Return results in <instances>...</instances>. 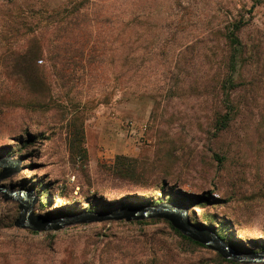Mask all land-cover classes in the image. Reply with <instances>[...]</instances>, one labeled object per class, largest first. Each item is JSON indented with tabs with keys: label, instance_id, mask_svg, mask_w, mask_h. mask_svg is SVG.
I'll return each mask as SVG.
<instances>
[{
	"label": "rangeland",
	"instance_id": "374dc122",
	"mask_svg": "<svg viewBox=\"0 0 264 264\" xmlns=\"http://www.w3.org/2000/svg\"><path fill=\"white\" fill-rule=\"evenodd\" d=\"M0 160L36 221L177 201L264 251V0H0ZM20 217L1 194L0 264H240L166 219Z\"/></svg>",
	"mask_w": 264,
	"mask_h": 264
},
{
	"label": "water",
	"instance_id": "95a60500",
	"mask_svg": "<svg viewBox=\"0 0 264 264\" xmlns=\"http://www.w3.org/2000/svg\"><path fill=\"white\" fill-rule=\"evenodd\" d=\"M0 182L12 178L21 172L19 163H12L9 160H0ZM4 194L7 200H14L20 203L21 217L16 227L29 229L35 232L48 229H61L67 226L79 224H94L104 222H135L149 219H166L174 229L189 239L204 245L224 259L240 264H264V251L262 253H244L239 251L232 244L227 245L213 233L194 226L186 211V207L177 201L162 203L158 206H138L134 208H122L114 211H102L99 213L79 214L64 219L48 221H36L31 216L33 204L30 197L23 196L20 192L9 193L7 189L0 188V195Z\"/></svg>",
	"mask_w": 264,
	"mask_h": 264
},
{
	"label": "trees",
	"instance_id": "16d2710c",
	"mask_svg": "<svg viewBox=\"0 0 264 264\" xmlns=\"http://www.w3.org/2000/svg\"><path fill=\"white\" fill-rule=\"evenodd\" d=\"M235 31H233L232 33H230L229 34V36L227 37V39H228V41L230 42V44H231V46H233V45H238V46H240V41H239V38H238V36H237V31H239V28L238 27H235ZM235 51H237V50H235ZM235 58L236 57H234V60H233V62H234V64H235V62H236V60H235ZM120 161H121V159H119ZM171 202H173V201H169V202H167V203H171ZM160 204H162V202H160V203H152V205L151 206H158V205H160ZM176 233L179 235V236H181L183 239H185V240H188V241H190V239H188L187 237H184V236H182L181 234H180V232H178V231H176ZM196 245H199V246H203V245H201V244H199V243H195ZM263 251H260V252H250V253H262Z\"/></svg>",
	"mask_w": 264,
	"mask_h": 264
},
{
	"label": "bare ground",
	"instance_id": "6f19581e",
	"mask_svg": "<svg viewBox=\"0 0 264 264\" xmlns=\"http://www.w3.org/2000/svg\"><path fill=\"white\" fill-rule=\"evenodd\" d=\"M181 199V198H180Z\"/></svg>",
	"mask_w": 264,
	"mask_h": 264
}]
</instances>
